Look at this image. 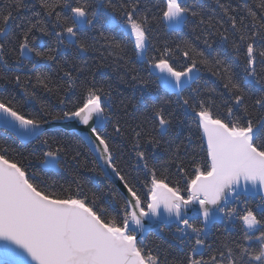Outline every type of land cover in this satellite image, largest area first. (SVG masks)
I'll use <instances>...</instances> for the list:
<instances>
[{
	"label": "snow or ice",
	"instance_id": "snow-or-ice-1",
	"mask_svg": "<svg viewBox=\"0 0 264 264\" xmlns=\"http://www.w3.org/2000/svg\"><path fill=\"white\" fill-rule=\"evenodd\" d=\"M0 130V264H264V0H0Z\"/></svg>",
	"mask_w": 264,
	"mask_h": 264
},
{
	"label": "trees",
	"instance_id": "trees-1",
	"mask_svg": "<svg viewBox=\"0 0 264 264\" xmlns=\"http://www.w3.org/2000/svg\"><path fill=\"white\" fill-rule=\"evenodd\" d=\"M34 107V105L29 104L26 106L25 110L31 111L34 110ZM0 140H7L8 143H12V138L2 131H0Z\"/></svg>",
	"mask_w": 264,
	"mask_h": 264
},
{
	"label": "water",
	"instance_id": "water-1",
	"mask_svg": "<svg viewBox=\"0 0 264 264\" xmlns=\"http://www.w3.org/2000/svg\"><path fill=\"white\" fill-rule=\"evenodd\" d=\"M0 131H2V130H0ZM3 132V131H2Z\"/></svg>",
	"mask_w": 264,
	"mask_h": 264
}]
</instances>
